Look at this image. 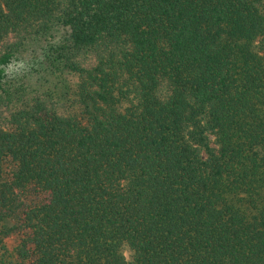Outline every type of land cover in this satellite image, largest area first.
I'll return each instance as SVG.
<instances>
[{"label":"trees","instance_id":"obj_1","mask_svg":"<svg viewBox=\"0 0 264 264\" xmlns=\"http://www.w3.org/2000/svg\"><path fill=\"white\" fill-rule=\"evenodd\" d=\"M0 264H264V0H0Z\"/></svg>","mask_w":264,"mask_h":264},{"label":"clouds","instance_id":"obj_2","mask_svg":"<svg viewBox=\"0 0 264 264\" xmlns=\"http://www.w3.org/2000/svg\"><path fill=\"white\" fill-rule=\"evenodd\" d=\"M24 67V64L22 63V62H18L17 64H16V66H15V69H13V65H9V68L10 69H13V70H18V69H22ZM125 259L126 260H130L131 259V255L129 254V255H126L125 256Z\"/></svg>","mask_w":264,"mask_h":264},{"label":"rangeland","instance_id":"obj_3","mask_svg":"<svg viewBox=\"0 0 264 264\" xmlns=\"http://www.w3.org/2000/svg\"><path fill=\"white\" fill-rule=\"evenodd\" d=\"M124 254L127 255V251H124Z\"/></svg>","mask_w":264,"mask_h":264}]
</instances>
